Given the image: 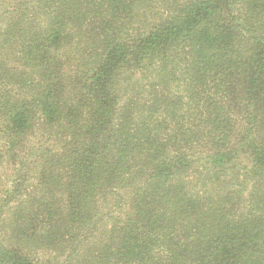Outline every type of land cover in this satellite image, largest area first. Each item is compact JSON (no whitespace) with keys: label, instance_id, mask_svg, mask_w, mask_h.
<instances>
[{"label":"trees","instance_id":"obj_1","mask_svg":"<svg viewBox=\"0 0 264 264\" xmlns=\"http://www.w3.org/2000/svg\"><path fill=\"white\" fill-rule=\"evenodd\" d=\"M0 264H264V0H0Z\"/></svg>","mask_w":264,"mask_h":264}]
</instances>
